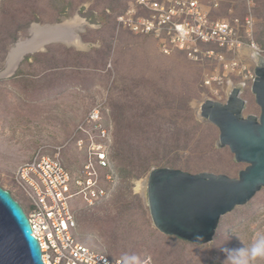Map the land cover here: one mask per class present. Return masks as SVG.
<instances>
[{
  "label": "rangeland",
  "instance_id": "374dc122",
  "mask_svg": "<svg viewBox=\"0 0 264 264\" xmlns=\"http://www.w3.org/2000/svg\"><path fill=\"white\" fill-rule=\"evenodd\" d=\"M131 1L0 0V185L28 213L29 200L16 186L14 171L39 148L63 144L97 108L109 135L104 142L112 180L105 182L107 196L78 207V241L113 258L134 257L131 264H229L225 249L250 248L258 234L264 235V188L223 215L213 239L203 245L158 231L149 216L146 192L134 189L136 182H147L155 167L237 177L246 164L218 145V128L200 116L203 101H220L213 87L203 86V77L222 73V66L195 63L178 52L163 54L152 37L117 28L116 16ZM200 1L210 7L214 20H243L250 4L253 38L264 51V0ZM75 15L86 23L82 28H60ZM45 24L60 25L42 34L39 25ZM33 25L39 27L34 34ZM77 33L84 45L61 38ZM21 43L28 49L12 59ZM256 61L257 54L251 52L236 70H250ZM245 73L226 75L224 86L229 91L244 83V115H258ZM62 158L71 174L85 160L73 143L62 149ZM249 264H264V258Z\"/></svg>",
  "mask_w": 264,
  "mask_h": 264
},
{
  "label": "built area",
  "instance_id": "2783aa9c",
  "mask_svg": "<svg viewBox=\"0 0 264 264\" xmlns=\"http://www.w3.org/2000/svg\"><path fill=\"white\" fill-rule=\"evenodd\" d=\"M217 5L214 3L213 7ZM116 23L117 28L132 34L152 37L163 54L178 52L195 63L214 61L221 65L222 73L210 72L203 77V86L213 87L212 94L220 101L227 97L226 75L245 71L243 80L251 85L256 76L254 67L236 68L250 52H264L253 38L250 4L243 20H214L210 7L200 0H132L116 16ZM100 120L99 110L92 109L63 144L39 148L14 171L16 186L29 200L31 209L27 216L44 264H125L123 259L110 257L77 239L78 207L84 202L92 205L107 196L105 182L112 180L108 144L104 142L109 135ZM89 122L91 126L86 128ZM79 132L84 136H79ZM69 143L85 156L82 167L74 174L62 158V149ZM77 198L79 203L75 202Z\"/></svg>",
  "mask_w": 264,
  "mask_h": 264
},
{
  "label": "water",
  "instance_id": "95a60500",
  "mask_svg": "<svg viewBox=\"0 0 264 264\" xmlns=\"http://www.w3.org/2000/svg\"><path fill=\"white\" fill-rule=\"evenodd\" d=\"M58 25L39 26L45 34ZM75 35L81 41L78 33ZM257 55L250 88L260 109L258 115H244L247 101L241 96L243 83L233 86L225 101L206 99L200 105L202 120L218 128V145L228 147L235 161L246 166L237 177L152 168L145 200L152 223L161 233L195 245L206 244L213 239L223 215L246 204L264 188V55ZM0 264H44L26 213L1 186Z\"/></svg>",
  "mask_w": 264,
  "mask_h": 264
},
{
  "label": "clouds",
  "instance_id": "9594fccd",
  "mask_svg": "<svg viewBox=\"0 0 264 264\" xmlns=\"http://www.w3.org/2000/svg\"><path fill=\"white\" fill-rule=\"evenodd\" d=\"M1 187L4 188L3 186ZM225 251L230 253L229 264H249V260L264 258V235L258 234L256 240L253 242L250 248L238 249V250L225 249ZM134 260H135L134 257L130 259L126 258L125 264H131V261H134Z\"/></svg>",
  "mask_w": 264,
  "mask_h": 264
},
{
  "label": "bare ground",
  "instance_id": "6f19581e",
  "mask_svg": "<svg viewBox=\"0 0 264 264\" xmlns=\"http://www.w3.org/2000/svg\"><path fill=\"white\" fill-rule=\"evenodd\" d=\"M86 23L78 16H74L71 19L67 20L64 24L61 25L60 28H68L69 26H79V27H83V25H85ZM53 29V28H52ZM32 30H33V34L36 33L37 30H39V27L37 25H33L32 26ZM41 30V29H40ZM59 32V31H58ZM49 33V32H48ZM62 33V32H61ZM60 33V34H61ZM43 34V33H42ZM55 34V33H54ZM52 35V34H51ZM45 36V35H44ZM64 36V35H63ZM61 36L63 41H70L71 44L75 45V46H81L84 45L82 44V42L78 39V37H76L75 35H73L72 37L69 36ZM43 37V36H42ZM56 37V36H54ZM60 37V36H59ZM34 39V38H33ZM51 39V38H50ZM30 41V40H29ZM33 41V40H32ZM28 42V41H27ZM41 42V41H40ZM36 43V42H35ZM44 43V42H43ZM68 43V42H67ZM28 44H23L21 43L19 47H16L15 51L13 52L14 54L11 55L12 59L16 58L17 55L23 51V48L25 46H27ZM25 49H28L27 47H25ZM32 49V48H31ZM248 53V52H247ZM251 53V52H250ZM258 58V55H257ZM257 62V61H256ZM146 182L145 181H138L136 182V186H135V191L136 192H141V193H145L146 192Z\"/></svg>",
  "mask_w": 264,
  "mask_h": 264
},
{
  "label": "flooded vegetation",
  "instance_id": "af4514ba",
  "mask_svg": "<svg viewBox=\"0 0 264 264\" xmlns=\"http://www.w3.org/2000/svg\"><path fill=\"white\" fill-rule=\"evenodd\" d=\"M7 190V189H6ZM9 191V190H8ZM12 195V194H11ZM13 197V196H12ZM14 198V197H13ZM15 199V198H14Z\"/></svg>",
  "mask_w": 264,
  "mask_h": 264
}]
</instances>
